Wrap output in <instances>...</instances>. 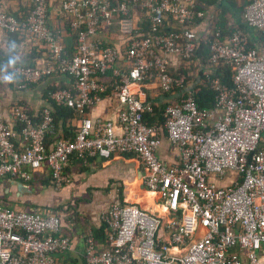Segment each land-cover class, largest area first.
<instances>
[{
    "label": "built area",
    "instance_id": "built-area-1",
    "mask_svg": "<svg viewBox=\"0 0 264 264\" xmlns=\"http://www.w3.org/2000/svg\"><path fill=\"white\" fill-rule=\"evenodd\" d=\"M197 5L196 0H64L60 11L75 36L70 60L62 57L59 33L48 27L46 0H33L24 19L0 11V33L27 37L48 50L42 65L11 70L17 88L68 78L73 90H56L50 99L80 116L72 139L46 147L54 127L51 108L45 107L36 123L24 108L13 107L14 123L0 118V177L28 180L47 166L59 188L68 183L64 170L72 156L133 154L145 170L146 188L170 216L163 225L158 216L114 201L102 217L104 242L91 234L83 240V264H263L264 43H251L240 29L224 37L213 26L198 36L205 12ZM140 18L147 23L144 31ZM165 22L176 27L165 29ZM243 22L264 35V0L247 1ZM113 26L119 46L94 39L101 28ZM201 38L209 47L205 66L194 59ZM170 57L184 69H202L206 77L227 66L233 85L208 79L215 101L201 109L187 91L186 76L172 75ZM145 80L163 92L187 91L164 106L162 123H146L153 103L131 89ZM109 88L116 99L114 119L92 120L86 110ZM163 132L179 152L175 165L157 157ZM71 246L57 212L0 203V264H72L61 259Z\"/></svg>",
    "mask_w": 264,
    "mask_h": 264
},
{
    "label": "crops",
    "instance_id": "crops-1",
    "mask_svg": "<svg viewBox=\"0 0 264 264\" xmlns=\"http://www.w3.org/2000/svg\"><path fill=\"white\" fill-rule=\"evenodd\" d=\"M33 0H0V11L18 19H24L30 12ZM48 4V27L54 33H59L63 45L72 49V36L67 34L68 22L60 11L64 0H46ZM115 1V0H110ZM205 10V18L197 28L198 33L210 31L214 21L224 20L229 31L240 29L245 32L251 43H258L257 32L248 28L243 22V12L248 0H196ZM176 27L174 22H165V29ZM114 29V28H113ZM101 28L94 37L106 45L119 46L117 30ZM48 50L36 47L27 37L6 36L0 33V118L13 122L12 108H24L30 117L38 123L41 112L50 107L53 114L56 108L50 100L51 91L57 87L72 89L73 86L65 78L48 79L40 84L18 89L19 84L13 78L11 70L19 66H40L44 63ZM170 71L184 72L182 63L170 57ZM14 65V67H11ZM188 71V70H187ZM193 84H197L194 78ZM192 83H187L188 88ZM133 92L146 102H152L155 108L166 105L182 91L163 92L153 82L131 85ZM116 99L112 89L102 95L101 100L86 110L92 120L114 119ZM164 109V107H163ZM80 116L72 113L71 118L55 119L53 130L47 141L50 146L60 139L73 138ZM16 148L23 150L20 138L15 141ZM157 157L166 165H175L179 160V152L167 140L165 133L161 134V144ZM68 183L56 187L51 179L47 166L31 174L28 180L17 177H0V203L16 210L54 211L62 219L65 235L71 241V251L61 256L63 261L72 264H83V240L89 234L94 238L106 225L102 217L114 201L134 205L139 209L161 218L163 225L170 216L157 196L150 192L145 184V170L139 159L131 155H112L109 158L80 159L72 156L64 170ZM202 230H199L201 233ZM104 233V232H103ZM164 236V235H163ZM171 250V253H176ZM264 264V257H263ZM244 264H247L244 261Z\"/></svg>",
    "mask_w": 264,
    "mask_h": 264
},
{
    "label": "trees",
    "instance_id": "trees-1",
    "mask_svg": "<svg viewBox=\"0 0 264 264\" xmlns=\"http://www.w3.org/2000/svg\"><path fill=\"white\" fill-rule=\"evenodd\" d=\"M197 8L204 10V8L202 6H200L199 4L197 5ZM139 20H141V23H139V25H141L140 28H142V31H144L146 29V21L143 20V18H140ZM68 22V21H67ZM114 28V29H113ZM213 28L214 29H219L222 32V36H228L230 35L233 31H231V29L228 31L225 28V23L224 20H219V21H214L213 22ZM112 29L115 31V26L112 27ZM67 34H69V36H72V40H73V47L71 50H68L66 47L63 50V59L65 60H70L73 57L74 54V48H75V36L73 35L71 29H70V24L68 22V29H67ZM202 35L201 33H199L198 36ZM257 36H258V41L257 42H262L264 43V35H261L260 33L257 32ZM1 58V57H0ZM194 59L198 62V66H205L208 65V61H209V47L208 44L205 42V40H203L202 38L199 40V43L197 45V51L195 53ZM11 67H14V65H11ZM200 70V77L196 78V82L197 84H193V80L190 79V76H187L188 71L185 70L184 72H180V74L177 73H172V75L179 77V75H184L186 76V82L187 83H192V87L188 88L187 87V91H190L193 96L195 97L199 107H201V109H205V108H210L213 106L214 101H215V90L212 88L210 81H208V79H213V78H217L219 79V81L227 86H232V72L230 70L229 67L227 66H220L217 67L212 73H210L207 77L205 76V73L203 72L202 69ZM67 83L72 84V81L68 78H65ZM143 83H151V80H145ZM61 89H66L64 87H57L55 89H53L51 91V94L56 91V90H61ZM69 90V89H68ZM72 90V89H70ZM187 91H183L185 94H187ZM51 100V99H50ZM51 103L53 104V106L56 108V114H53L54 117V123H55V119H67V118H71L72 117V113L73 110L64 107V106H58L56 105L52 100ZM163 107L164 105L158 106L155 108V112L153 113H147L145 115V121L146 123H162L163 122ZM49 134L48 133L46 135V147L50 146V142L47 141V139L49 138ZM72 139V138H71ZM11 177V176H9ZM100 234V237L97 236L95 237V240L99 243H103L104 242V233L103 230L98 232ZM67 262V261H66Z\"/></svg>",
    "mask_w": 264,
    "mask_h": 264
},
{
    "label": "rangeland",
    "instance_id": "rangeland-1",
    "mask_svg": "<svg viewBox=\"0 0 264 264\" xmlns=\"http://www.w3.org/2000/svg\"><path fill=\"white\" fill-rule=\"evenodd\" d=\"M173 73H176V72H173ZM12 74V73H11ZM177 74H180L177 73ZM13 76V75H12ZM187 76H190L189 78L194 80V78H199L201 75H200V70L197 68V67H191L190 69H188V74ZM201 78V77H200ZM31 87L34 86V85H30ZM30 86H27V87H30ZM264 137V135H263Z\"/></svg>",
    "mask_w": 264,
    "mask_h": 264
}]
</instances>
